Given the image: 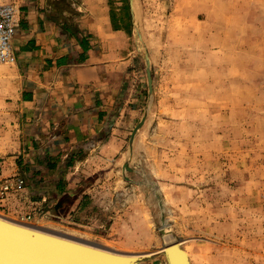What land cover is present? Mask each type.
Returning a JSON list of instances; mask_svg holds the SVG:
<instances>
[{
    "label": "rangeland",
    "instance_id": "obj_1",
    "mask_svg": "<svg viewBox=\"0 0 264 264\" xmlns=\"http://www.w3.org/2000/svg\"><path fill=\"white\" fill-rule=\"evenodd\" d=\"M131 22L153 91L125 163L77 176L88 199L65 219L32 204L26 144L5 122L0 170L26 175L0 181V216L141 264H168L172 243L191 264H264V0H134Z\"/></svg>",
    "mask_w": 264,
    "mask_h": 264
},
{
    "label": "crops",
    "instance_id": "obj_2",
    "mask_svg": "<svg viewBox=\"0 0 264 264\" xmlns=\"http://www.w3.org/2000/svg\"><path fill=\"white\" fill-rule=\"evenodd\" d=\"M0 3L16 10L13 59L1 65L6 97L0 126L9 122L20 129L30 175L39 174L45 183L62 180L66 191H74L82 173L96 176L125 163L150 94L144 60L132 43L130 0ZM24 175L25 170L8 168L6 162L0 181ZM28 189L37 188L29 184ZM47 192L32 193V204L50 200ZM82 202L83 193L65 219Z\"/></svg>",
    "mask_w": 264,
    "mask_h": 264
},
{
    "label": "water",
    "instance_id": "obj_3",
    "mask_svg": "<svg viewBox=\"0 0 264 264\" xmlns=\"http://www.w3.org/2000/svg\"><path fill=\"white\" fill-rule=\"evenodd\" d=\"M134 15V0H130ZM149 92L153 91L150 63L146 66ZM148 113L134 129L132 147L138 131L144 126ZM127 168V166H126ZM168 264H188L187 256L177 243L166 246ZM128 259L87 248L62 239L47 236L0 220V264H124Z\"/></svg>",
    "mask_w": 264,
    "mask_h": 264
},
{
    "label": "built area",
    "instance_id": "obj_4",
    "mask_svg": "<svg viewBox=\"0 0 264 264\" xmlns=\"http://www.w3.org/2000/svg\"><path fill=\"white\" fill-rule=\"evenodd\" d=\"M16 31V10L8 3H0V65L7 64L13 59L12 42ZM22 186L23 181H18ZM11 186H4L1 195L3 196ZM26 219H30L28 216Z\"/></svg>",
    "mask_w": 264,
    "mask_h": 264
},
{
    "label": "trees",
    "instance_id": "obj_5",
    "mask_svg": "<svg viewBox=\"0 0 264 264\" xmlns=\"http://www.w3.org/2000/svg\"><path fill=\"white\" fill-rule=\"evenodd\" d=\"M39 174H33V177H38ZM40 177V176H39ZM88 185L87 182L81 184L78 189L74 191L65 190V183L62 180H59L57 183L52 181L51 183H45L44 179L40 177L35 184V187L39 189V191L48 189V197L50 200H54L56 197L58 198L57 202H55L52 210L54 213L59 215H66L70 212L72 206L79 198L80 194L86 189ZM88 199L87 196H83V202L80 206V210L84 206V200Z\"/></svg>",
    "mask_w": 264,
    "mask_h": 264
},
{
    "label": "bare ground",
    "instance_id": "obj_6",
    "mask_svg": "<svg viewBox=\"0 0 264 264\" xmlns=\"http://www.w3.org/2000/svg\"><path fill=\"white\" fill-rule=\"evenodd\" d=\"M0 220L5 221V222L10 223V224H13V225L24 227L26 229H30L32 231H35V232H38V233H41V234H44V235H47V236H51V237H54V238L62 239L64 241H68V242H71V243H74V244L82 245V246L87 247V248H92V249H95V250H99V251H102V252L113 254V255L118 256V257H122V258L128 259V261H126L124 264H141L142 259H143L142 257H140L138 255H132V254H127V253L117 252V251L105 248V247H103L101 245L95 244L94 242L90 243V242H86V241H83V240H80V239H76L74 237H68V236L52 233V232L43 230L42 228L40 229L38 227H35V226H33V225L29 224V223H25V222H21V221H15V220L3 217V216H0ZM177 244L180 245V247L182 248V245L180 243H177ZM165 248H164V251H165ZM183 251H184L185 255L187 256L188 264H191L189 254L184 249H183Z\"/></svg>",
    "mask_w": 264,
    "mask_h": 264
}]
</instances>
